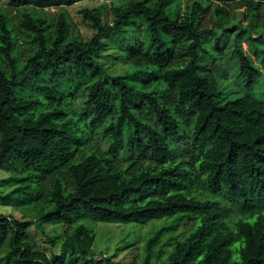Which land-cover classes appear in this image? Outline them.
<instances>
[{"label":"trees","instance_id":"trees-1","mask_svg":"<svg viewBox=\"0 0 264 264\" xmlns=\"http://www.w3.org/2000/svg\"><path fill=\"white\" fill-rule=\"evenodd\" d=\"M79 1H10L12 7L31 8L22 12L20 23L33 35L35 45L25 57L10 14L0 9V170L10 174L6 183L13 187L0 196V204H29L43 195L44 181L57 182L64 192L69 190L80 213L94 221L144 225L171 219L176 222L160 230L169 236V232L176 235L175 223L195 219V226L181 240L170 237L165 243L172 248L165 258L159 251L152 259L148 251L142 264H264V215L231 226L226 222L234 211L264 212V129L236 136L219 113L244 112L224 101L215 80L207 79L199 65L206 40L214 35L213 30L200 27L205 7L213 3L215 14L224 17L226 11L219 4L240 1L253 11L264 0H193L176 17L165 8L171 0H119L113 3L111 26L103 24L95 12L81 11L96 30L86 43L70 37L62 15L52 22L44 12ZM32 9L41 13L34 14ZM135 19L146 24L151 48L128 55L135 70L88 87L87 100L95 109L87 124L69 109L66 90L75 91L72 80L59 95L16 100V90L24 83L54 82L58 75L91 59L90 53L99 50L102 39ZM181 40L187 43L182 48L177 43ZM175 56L184 58L183 66L170 67ZM236 56L241 89L250 92L261 72L241 51L236 50ZM89 67L93 76L100 70L96 65ZM50 100L59 104L51 106ZM180 106L186 116L180 114ZM107 119L103 133L110 139L108 147L90 146L74 160ZM124 123L141 139L137 135L130 141L125 155L129 162L123 166L119 158ZM179 143L198 153L196 170L189 169L182 155L173 153V144ZM145 157L161 167L143 168L140 161ZM64 166L67 172L62 171ZM195 175L211 196L226 199L228 205L189 196L186 191ZM30 224L0 215V249L9 243L3 264H92L93 238L82 227L61 244L60 253L47 256L30 239Z\"/></svg>","mask_w":264,"mask_h":264},{"label":"rangeland","instance_id":"rangeland-1","mask_svg":"<svg viewBox=\"0 0 264 264\" xmlns=\"http://www.w3.org/2000/svg\"><path fill=\"white\" fill-rule=\"evenodd\" d=\"M10 1L0 0V9L8 11L10 14L17 29L22 56L25 57L29 52L35 50V45L33 35L21 29L20 23L23 20L22 12L31 8L12 7L9 5ZM118 1L82 0L61 9L57 7L46 8L44 12L52 22H55L62 15L69 24L70 37L86 43L92 39L96 30L90 22L83 19L81 11L87 9L95 12L103 24L111 26L113 3ZM192 1L171 0L165 8L171 17H176V12L180 9L182 13L186 5ZM200 1L203 2L204 0ZM219 5L225 9L226 16H217L214 12V4L211 3L205 7L206 9L200 19L201 28L214 31V35L209 36L206 40L205 50L200 55V70L207 79L215 80L224 101L228 102L231 108L244 112V114L231 111L220 112L222 121L230 125L236 136H251L264 129V2L253 11L243 6L240 1ZM32 12L34 14L41 13L34 9ZM177 43L180 48L187 44L184 40ZM150 48L146 24L135 19L130 26L119 33L102 39L99 50L90 53L91 59L85 60L80 66L73 67L71 71L65 74L58 75L54 82L50 84L24 83L16 90V100L23 97L32 98L38 94L59 95L62 89H66L67 83L72 80L75 91L66 90L70 93L68 98L69 109L73 115L79 116L87 124L95 109L94 105L87 100L88 87L103 78L109 81L115 76L135 70L136 67L131 66L127 61L128 55L137 53L135 51L147 53ZM236 50L241 51L261 72L258 84L250 92L241 89ZM184 62V58L175 56L170 67H181ZM90 64L96 65L100 69L94 76L91 74ZM62 98L66 100L65 95ZM50 103L51 106L59 104L55 100H50ZM179 111L180 114L186 116L184 107L180 106ZM109 122L110 119H107L103 126L93 131L92 138L86 143V146L78 150L74 160L81 158L90 149V146H96L100 150H105L108 147L110 139L103 133V128ZM137 135L141 139V135ZM137 135L127 123L123 124L120 132L122 153L119 158L123 166L129 162L125 155L130 141ZM172 150L174 154L183 156L190 170L197 169L198 153L189 152L187 146L182 143L173 144ZM140 165L143 168L161 167L147 157L140 161ZM62 171L67 172L65 166ZM9 177V173L0 170V196L5 195L13 188L6 183ZM43 187V195L29 204L18 207L0 204V215L11 217L14 220L31 222L28 229L30 239L47 256L60 253L61 244L72 239L74 231L82 227L84 233L93 238L91 249L94 253L92 258L94 260L92 264H142L148 251L151 252L152 259L159 251L163 253L162 259L165 258L172 250L170 245L166 246L165 244L166 242L169 243L170 237L177 236L176 238L181 240L196 224L195 219L183 221V225L175 223L176 235L169 232L168 236V234L161 235L160 230L163 226H171L176 222L171 219H154L144 225L98 222L88 216H83L74 204L69 190L64 192L59 183L55 182L52 185L48 181H44ZM186 193L201 200H216L222 205H228L226 199L211 196L196 175L194 184L187 189ZM259 215H264V212L240 214L234 211L226 222L231 226L239 220L252 221ZM84 244L83 242L79 243L77 247ZM8 248L9 243L7 241L0 249V264H3L2 258ZM233 253H236V248H233ZM98 258L100 259L98 260ZM233 258L238 260V255L234 254Z\"/></svg>","mask_w":264,"mask_h":264},{"label":"built area","instance_id":"built-area-1","mask_svg":"<svg viewBox=\"0 0 264 264\" xmlns=\"http://www.w3.org/2000/svg\"><path fill=\"white\" fill-rule=\"evenodd\" d=\"M100 258H98V260H99Z\"/></svg>","mask_w":264,"mask_h":264}]
</instances>
